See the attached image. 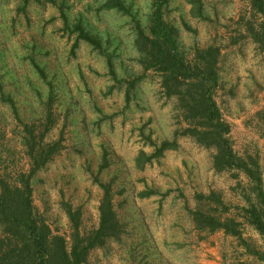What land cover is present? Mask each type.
<instances>
[{
	"label": "rangeland",
	"instance_id": "rangeland-1",
	"mask_svg": "<svg viewBox=\"0 0 264 264\" xmlns=\"http://www.w3.org/2000/svg\"><path fill=\"white\" fill-rule=\"evenodd\" d=\"M124 1L128 15L101 10L105 0H0V177L28 172L25 127H48L45 143L60 141L61 150L36 173L32 189L51 230L69 240L62 203L81 208L82 233L96 229L100 184L110 185L123 224L120 240L91 251L86 264H264L237 238L196 230L189 213L234 218L248 250L264 251L242 218L249 187L242 172L216 173L213 151L185 137L177 150L136 168L139 153L152 155L177 127L175 100L162 97L158 75L143 70L133 46L136 24L148 30L153 0ZM188 1L169 0L164 21L189 59L197 49H220L216 102L235 152L256 159L264 190V54L245 31L249 5L200 0L204 18L194 19ZM77 24L98 46L78 38ZM211 193L228 213L199 198Z\"/></svg>",
	"mask_w": 264,
	"mask_h": 264
},
{
	"label": "trees",
	"instance_id": "trees-1",
	"mask_svg": "<svg viewBox=\"0 0 264 264\" xmlns=\"http://www.w3.org/2000/svg\"><path fill=\"white\" fill-rule=\"evenodd\" d=\"M243 1L250 8L249 19L245 20V31L264 54V0ZM168 2L152 1L148 30L136 24L133 46L139 55L138 64L143 70L154 71L158 75L162 97L175 100L173 119L177 129L172 141H164L158 147L154 145L152 155L140 152L135 166L143 170L146 164L159 159L165 152L177 150V140L183 137L192 139L206 150H212V165L216 173L238 171L249 180L247 206L240 210L244 222L256 231L264 243V190L258 163L252 157L243 158L235 152L230 125L224 119L215 98L220 88V49L214 46L197 49L194 57L189 59L178 44V31L164 21L163 8ZM188 4L191 6L192 18H204L200 0H189ZM101 10H115L128 15L124 0H105ZM74 29L80 40L98 46L96 39L80 24ZM36 68L44 78L43 72ZM51 116L48 112L49 124L52 122ZM48 131V127L42 133L34 126L25 127L22 140L30 162L29 170L11 180L0 177V264H86L91 251L103 247L109 241H119L123 234V224L114 209L111 187L106 184H100L104 194L98 209L99 224L96 229L82 233L81 208L62 203L70 228L69 240L51 230L34 205L32 189L36 173L61 150L60 141L45 143ZM152 194L142 193L140 197ZM199 198L211 200L216 209L219 207L224 213L229 212L215 193ZM189 213L196 230L223 231L237 238L251 255L264 263V251L248 250L249 246L242 239L239 229L242 224L234 218L221 219L205 210Z\"/></svg>",
	"mask_w": 264,
	"mask_h": 264
}]
</instances>
